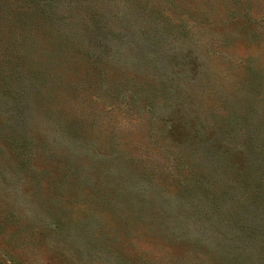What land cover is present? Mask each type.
Segmentation results:
<instances>
[{"label": "rangeland", "instance_id": "1", "mask_svg": "<svg viewBox=\"0 0 264 264\" xmlns=\"http://www.w3.org/2000/svg\"><path fill=\"white\" fill-rule=\"evenodd\" d=\"M0 264H264V0H0Z\"/></svg>", "mask_w": 264, "mask_h": 264}]
</instances>
